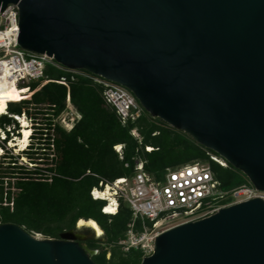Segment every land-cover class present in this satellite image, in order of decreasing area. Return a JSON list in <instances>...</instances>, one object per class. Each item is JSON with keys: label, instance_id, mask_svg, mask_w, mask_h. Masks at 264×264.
Here are the masks:
<instances>
[{"label": "water", "instance_id": "95a60500", "mask_svg": "<svg viewBox=\"0 0 264 264\" xmlns=\"http://www.w3.org/2000/svg\"><path fill=\"white\" fill-rule=\"evenodd\" d=\"M9 5L20 48L125 87L264 192V0H0V11ZM79 230L39 239L0 225V264H96ZM142 264H264V200L163 232Z\"/></svg>", "mask_w": 264, "mask_h": 264}, {"label": "trees", "instance_id": "16d2710c", "mask_svg": "<svg viewBox=\"0 0 264 264\" xmlns=\"http://www.w3.org/2000/svg\"><path fill=\"white\" fill-rule=\"evenodd\" d=\"M45 74L44 80L30 85L33 92L21 105L10 103L9 114H27L23 108L31 105L50 109L59 117L67 109L69 94L81 119L71 131L55 125L54 134H51L54 137L49 138L53 139L55 153L54 166L49 169L51 178H34L32 176L40 175L38 170H26L18 166L16 158H10L5 176L0 180V225L15 224L29 233L34 231L57 240L63 232L75 230L80 220H94L105 233L104 238H90L81 244L97 251L92 257L96 264H142L144 254L141 250H134L127 256L118 245L133 222L136 231H142V221H134L124 201L117 214L103 213L106 202L91 196L101 179L113 182L131 178L136 174L138 162H144L145 171L158 179L167 169L202 163L211 167L225 192L249 184L248 178L230 164L223 167L214 162L210 155L218 156L216 153L148 113L136 122L123 125L115 110L106 105L103 86L92 79L51 65ZM62 78L67 85L58 83ZM52 121L48 119L46 124H40L46 128L38 126L37 129L50 137L47 133L53 128ZM12 122L7 115L0 116V129ZM135 128L141 141L131 133ZM120 145L123 146L122 159L114 149ZM147 147L153 150L147 151ZM20 169L25 170L20 173L27 176L15 178ZM12 177L16 179L14 183L5 181ZM227 203L229 200L223 202Z\"/></svg>", "mask_w": 264, "mask_h": 264}, {"label": "built area", "instance_id": "2783aa9c", "mask_svg": "<svg viewBox=\"0 0 264 264\" xmlns=\"http://www.w3.org/2000/svg\"><path fill=\"white\" fill-rule=\"evenodd\" d=\"M19 30L18 6L9 5L4 11H0V83L13 82L19 87L27 85L30 89V83L40 82L46 78V69L51 65L68 73L88 77L102 85L106 105L115 110L123 125L136 122L146 113L133 93L125 87L96 75L68 69L46 55H38L20 48L18 44ZM58 83L67 85L65 78H62ZM5 115L12 116L21 126L22 118L30 123L32 134L29 147L38 130L34 126L38 127L39 124L35 123L34 119L28 118L26 113L10 115L7 110ZM59 117V125L67 131H71L81 119V115L71 103L69 94L67 109ZM131 133L141 141L142 138L137 128L133 129ZM15 138H18V135L14 133L10 125L0 129V146L2 148L0 164L6 153L12 149L10 144ZM114 149L122 159L123 146H116ZM146 150L152 151L153 148L147 147ZM210 156L214 162L221 166H228V163L221 157L212 154ZM88 174L91 173L88 172ZM108 188L111 189L113 199L111 201L103 200L106 202V206L113 205L117 214L121 201L126 202L133 213L134 221L140 219L143 225V230L140 232L136 231L134 222L129 225L125 238L118 244L124 254L141 250L152 255L156 237L167 230L210 217L225 207L255 198L264 200V192L255 188L250 181L249 184L230 192L223 191L211 167L202 163L167 169L164 175L158 179L145 171L144 162H138L136 174L131 178H121L113 182L101 179L98 186L91 191L92 198L99 200L97 194H102ZM227 200L229 203L223 204ZM105 210L106 207L103 209V213Z\"/></svg>", "mask_w": 264, "mask_h": 264}, {"label": "rangeland", "instance_id": "374dc122", "mask_svg": "<svg viewBox=\"0 0 264 264\" xmlns=\"http://www.w3.org/2000/svg\"><path fill=\"white\" fill-rule=\"evenodd\" d=\"M35 83V82H33ZM32 83H30L31 85ZM32 90L30 88V93L32 94ZM21 105L22 101L16 102ZM24 107V106H23ZM24 111L27 112V117L34 119L35 123L39 124L40 127H44L46 125H40V124H46L48 119L53 120V125L60 126L58 122H60V117L54 115V111L50 109H43L42 107H35V106H25ZM12 115V114H10ZM8 116V115H7ZM8 118H12V116H8ZM13 122L10 125L13 128L14 133L18 135V138L21 137V125L12 118ZM52 130L48 132L47 134L50 137H47L41 133L40 130H37L35 133V136L33 137V140L30 143V146L27 148V150L23 152H18L15 148L12 147L10 151H8L3 158L1 164H0V180L5 176V168L8 166L7 162L10 161L11 157H14L18 160V166L24 167L26 170L30 171H36L40 173V175L32 176L34 178H51L52 173L49 171L50 168L54 166V146L53 141L49 140V138H52L51 134H54V128L55 126H52ZM34 128H39L37 126H34ZM66 130V129H65ZM47 132V131H44ZM10 135V134H9ZM11 136V135H10ZM19 173L15 175V178H21L26 177L27 175L23 173V175L20 172H24L25 170H17ZM43 175V176H42ZM12 177V179L6 178L5 181L9 182L10 180L12 183L16 181V179ZM77 227H80L77 224ZM80 232H86L89 234L90 238L98 239L96 234L89 229L88 227H80ZM31 234L39 239H52L49 237H46L42 234L36 233L34 231H31ZM105 236V233L99 238L103 239ZM86 246V244H85ZM111 250V248L109 249ZM143 252V251H142ZM144 258L150 256L149 253L143 252ZM128 256V254H127ZM111 257V253L109 252L107 254V258L109 259Z\"/></svg>", "mask_w": 264, "mask_h": 264}, {"label": "bare ground", "instance_id": "6f19581e", "mask_svg": "<svg viewBox=\"0 0 264 264\" xmlns=\"http://www.w3.org/2000/svg\"><path fill=\"white\" fill-rule=\"evenodd\" d=\"M30 89L29 87L23 86L19 87L16 83L10 82V83H0V116L5 115L7 113L8 107H9V102H19L25 99H28L30 96ZM21 137L15 138L10 146L15 148L18 152H23L26 150V148L29 145L30 142V136L32 134V127L30 123L22 118L21 119ZM1 155H2V148L0 146V160H1ZM112 193L111 189L108 188L105 190L102 194H97V199L99 200H112ZM105 214L108 215H114L116 214V209L111 206H106V210L104 212ZM78 225L80 227L86 226L90 227L95 231V234L97 238H100L103 235V230L100 228V226L95 222L94 220H80L78 222Z\"/></svg>", "mask_w": 264, "mask_h": 264}, {"label": "flooded vegetation", "instance_id": "af4514ba", "mask_svg": "<svg viewBox=\"0 0 264 264\" xmlns=\"http://www.w3.org/2000/svg\"><path fill=\"white\" fill-rule=\"evenodd\" d=\"M80 232V231H79ZM82 235H84L85 237H87V239L89 240L90 239V236L88 233L86 232H80ZM81 243H84V242H81Z\"/></svg>", "mask_w": 264, "mask_h": 264}]
</instances>
